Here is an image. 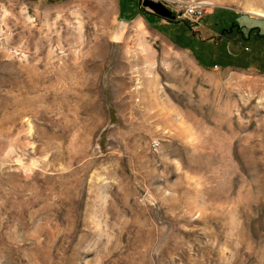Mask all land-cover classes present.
<instances>
[{"label": "rangeland", "instance_id": "rangeland-1", "mask_svg": "<svg viewBox=\"0 0 264 264\" xmlns=\"http://www.w3.org/2000/svg\"><path fill=\"white\" fill-rule=\"evenodd\" d=\"M120 1L0 0V264H264V0Z\"/></svg>", "mask_w": 264, "mask_h": 264}, {"label": "water", "instance_id": "water-1", "mask_svg": "<svg viewBox=\"0 0 264 264\" xmlns=\"http://www.w3.org/2000/svg\"><path fill=\"white\" fill-rule=\"evenodd\" d=\"M140 4L165 19H173L174 13L159 0H141Z\"/></svg>", "mask_w": 264, "mask_h": 264}, {"label": "built area", "instance_id": "built-area-1", "mask_svg": "<svg viewBox=\"0 0 264 264\" xmlns=\"http://www.w3.org/2000/svg\"><path fill=\"white\" fill-rule=\"evenodd\" d=\"M181 15L189 18H197L201 15V5L198 0H186L182 3Z\"/></svg>", "mask_w": 264, "mask_h": 264}, {"label": "crops", "instance_id": "crops-1", "mask_svg": "<svg viewBox=\"0 0 264 264\" xmlns=\"http://www.w3.org/2000/svg\"><path fill=\"white\" fill-rule=\"evenodd\" d=\"M114 1L116 2L117 7L119 8V3H120L119 0H114ZM255 7H258V6H255ZM118 8H117V9H118ZM252 8H254V6L249 7V10H251ZM124 9H127V7L125 6ZM117 12H118V11H117ZM128 12H129V11H126V14H128ZM250 12H251V11H250ZM130 14H131V16H130L129 18H124V17H123L122 19H123V20H128V19H129V20H133V19L135 20V19H136V20H140V21L142 20V14H141V12H139V11H134V12H133V11H132Z\"/></svg>", "mask_w": 264, "mask_h": 264}, {"label": "trees", "instance_id": "trees-1", "mask_svg": "<svg viewBox=\"0 0 264 264\" xmlns=\"http://www.w3.org/2000/svg\"><path fill=\"white\" fill-rule=\"evenodd\" d=\"M119 6H120V9L122 8L123 9V11H125L124 10V7L126 6V3H121V1H120V3H119ZM124 6V7H123ZM131 12H129L128 14H126V11H125V13H123L122 12V16L124 17V18H129L130 16H131V14H130ZM251 27H253L254 28V25H251ZM235 30L236 32L238 31V27L235 25L234 27L232 26V27H230L229 29H223L224 31H222V33H225V32H229V30L230 31H232V30ZM255 30H257V29H255ZM256 35H258V33L256 34ZM219 37H221V35H219ZM218 37V38H219Z\"/></svg>", "mask_w": 264, "mask_h": 264}, {"label": "bare ground", "instance_id": "bare-ground-1", "mask_svg": "<svg viewBox=\"0 0 264 264\" xmlns=\"http://www.w3.org/2000/svg\"><path fill=\"white\" fill-rule=\"evenodd\" d=\"M253 12L255 14L260 15V16H264V10H262V9H255Z\"/></svg>", "mask_w": 264, "mask_h": 264}, {"label": "flooded vegetation", "instance_id": "flooded-vegetation-1", "mask_svg": "<svg viewBox=\"0 0 264 264\" xmlns=\"http://www.w3.org/2000/svg\"><path fill=\"white\" fill-rule=\"evenodd\" d=\"M222 31H224V30H222ZM222 31H221V32H222Z\"/></svg>", "mask_w": 264, "mask_h": 264}]
</instances>
